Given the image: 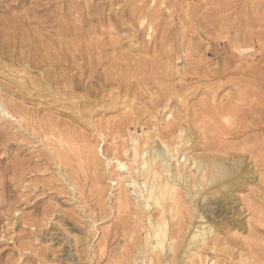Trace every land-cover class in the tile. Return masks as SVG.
Here are the masks:
<instances>
[{
    "label": "rangeland",
    "instance_id": "obj_1",
    "mask_svg": "<svg viewBox=\"0 0 264 264\" xmlns=\"http://www.w3.org/2000/svg\"><path fill=\"white\" fill-rule=\"evenodd\" d=\"M160 143L184 206L157 255L137 168ZM142 248L264 264V0H0V264H145Z\"/></svg>",
    "mask_w": 264,
    "mask_h": 264
},
{
    "label": "bare ground",
    "instance_id": "obj_2",
    "mask_svg": "<svg viewBox=\"0 0 264 264\" xmlns=\"http://www.w3.org/2000/svg\"><path fill=\"white\" fill-rule=\"evenodd\" d=\"M5 111H6V114L7 113L9 114V112L7 110H5ZM5 111H4V113H5ZM159 142H161V141H159ZM135 144H138V143H135ZM167 145L165 143H160L159 145L153 146L151 148V150L145 151L146 153H150V155H149L150 157H148V158L146 157L147 159L146 158L144 159L142 157L143 159H142V161H140L141 165H142V169L140 170L137 168V170L140 171V175L142 177V181H141L142 183L141 184H143V183L145 184V189L142 191L140 189V198H142L144 200L146 207L150 208L151 206H154V207L156 206V208L158 210V216L155 217V216H152L151 214H149L148 218H147L148 230H147V235H146V243H147V246H149V248L152 250V253H154V254H157V253L158 254L159 253L165 254L168 251V249L171 250V247H173L175 245V243L177 241L176 239H178V237L175 238V236L170 232V230H169V219L174 220V218L178 217L180 210L184 206L183 202L181 204L182 199H180L179 192L175 188L176 187L175 181L177 179L178 173H180V172H179L177 167L176 168L178 170V173L175 174L174 173L175 171L173 172V168H172V161L173 160L172 159L173 158L175 159V156L173 155V153L171 152V150L169 149V147ZM136 147H138V146H136ZM88 149L90 150V148H88ZM136 150H138V148L135 149V151ZM93 153H94V155L97 154V153L95 154V152H93ZM136 153H137V151H136ZM89 154H90V151H89ZM91 154H92V152H91ZM91 154H90V156H91ZM142 155H143V153H142ZM188 157H189L188 160H191V161L193 160V158L191 156H188V154L186 155V153H185V159L184 160L186 161ZM116 162H117V168L121 171V177L127 173L128 177L130 176V178H131V175L129 173V169H128L127 165L125 163H123L122 161H119V160H117ZM158 163L160 164V165H158L159 167H157ZM195 163L197 164L198 168H201V169L205 168L204 167L205 165L206 166L208 165V162H206V161L202 162V163H198V161L194 160V164ZM216 167H218V169H217L218 170V178L215 176V179H216L215 182H218L219 184H223L225 181H227V179L230 177L231 173H233V171L235 169V165L225 164V162H223L222 160H218L216 162ZM211 168L214 169L215 167L213 165H211ZM205 174H207V173H205ZM178 176H180V175H178ZM178 178H180V177H178ZM181 179H182V177H181ZM177 180H179V179H177ZM129 181H130V183L136 184V182L134 180H132V178ZM206 181L208 182L207 179H206ZM210 182H211V180L209 181V183ZM232 186H233V184L229 182L228 187L231 188ZM144 191H146L145 194H144ZM226 194H227V192H226ZM181 205H183V206H181ZM201 212H202V210H201ZM207 229H208V227H207ZM203 231H205V232H203L204 234H207L208 230L206 231V228H204ZM201 234H202V232H201ZM197 235L198 234H195V236H197ZM150 249L142 248V252L145 253V256L141 259H142V262H145V264H154V257H153V255L151 256L149 254V252L151 251ZM135 260H137V259H135Z\"/></svg>",
    "mask_w": 264,
    "mask_h": 264
}]
</instances>
